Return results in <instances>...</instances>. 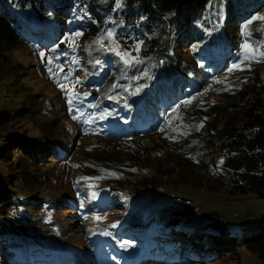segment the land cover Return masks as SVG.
<instances>
[{
    "label": "trees",
    "instance_id": "16d2710c",
    "mask_svg": "<svg viewBox=\"0 0 264 264\" xmlns=\"http://www.w3.org/2000/svg\"><path fill=\"white\" fill-rule=\"evenodd\" d=\"M216 1L123 0L119 5L116 0H0V127L5 129L15 116L33 119L40 115L41 109L44 142L63 153L57 160L62 168L58 189L45 194L46 189L39 188L35 193L31 185L42 184L45 176L37 173L41 165L38 161L42 160L29 153L37 146L49 144L34 141L42 140V134L28 138L6 130V143L0 156H6L12 149V153L19 156L9 162H19L20 167L10 185L0 188V212L3 211L0 256L3 264H23L24 261L44 264L58 260L59 256L70 255L63 244L54 240L38 242L30 238L33 235L30 225L34 222H30L31 218L51 216L57 207L68 203L74 211L73 219L106 215L117 194L132 201L138 209L135 220L141 218L142 224L134 222L130 228L121 227L123 220L112 230L106 229L109 235L95 233L96 238L89 237L88 241L95 244L86 246L82 252L77 250L85 260L100 262V250H112V243L108 241L111 237L119 246L114 261L123 264V254H129L127 251L136 241L127 243L122 238L133 240L132 229L138 225L137 230L147 235L140 239L142 243L146 242V250L151 255L158 251L155 250L158 246L170 249L157 263L174 264L185 262L186 255L200 257L204 252L195 243H187L186 251L180 250V238L171 240L176 248L173 250L169 247L170 240H166L172 235L168 233L162 237L158 234L160 228L170 230L180 226L179 212L172 210L175 188L180 184L203 185L210 192L221 189L227 197L251 192L264 198V79L250 80L243 87H240V81L232 83L221 101L199 97L206 85H215L228 72L226 64L241 59L236 49L240 41L239 26L242 28L245 20L237 22L234 16L242 11L246 19L264 8V0H223L222 28H211V32L204 33L199 25L209 28L214 23L212 15ZM38 25L40 29L36 28ZM70 27L81 33L77 42H81V51L72 46L66 54L58 55L57 60L52 59L49 63L50 59L45 58L42 62L49 68L44 65L41 75L54 82L52 89L57 96L59 92L61 94L62 98L58 97L60 112L48 116L51 104H45L42 96L38 98L27 92L20 102H14V96L21 88L16 89L15 82L7 74L18 70L9 51L19 40L29 44L40 41L35 44L36 48H41L42 42L52 45L54 41L49 43L47 37L59 36ZM109 31L114 34L112 41L105 36L103 46L95 42ZM33 37L37 38L33 40ZM174 43L189 45L188 59L179 56ZM56 45L62 48L60 51L65 48L60 42ZM115 45L133 50L137 58L133 66L126 64L114 50H109ZM158 54L163 60L153 70L165 73L166 64L171 68L169 74H165L166 78L151 82L143 65L154 61ZM171 57L177 60L172 62ZM54 64L56 69L57 65L65 66L51 74L49 69ZM82 75L85 78H81ZM126 76L144 83V86L133 85V89L141 92L136 97L135 92L130 98L125 96L129 91L126 83L122 85L123 81H128ZM216 79L220 80L217 82ZM69 84H75L76 95L71 103ZM119 92L121 94L116 95ZM10 97L13 102L8 99ZM4 103L6 106L2 108ZM131 113L134 116L131 117ZM170 113L167 133L162 135L168 145L163 142L157 149H149L147 138L161 131ZM15 141L20 144H13ZM119 141L126 143L119 144ZM20 146L26 148V157L20 156V148L15 149ZM67 168H72V172L64 176L62 172ZM52 180L56 183L57 178ZM21 181L27 195L18 190ZM168 185L174 192L166 188ZM140 187L151 193L141 194ZM89 192L96 194L88 196ZM37 198H43L47 205L21 204ZM48 205L53 206L48 208ZM28 208L32 209L29 211ZM23 216L25 218H21ZM189 216L196 224L187 229L188 233L200 234L214 250L213 258L242 246L257 253L264 261V214L256 221L241 224H232L224 218L223 222L200 219L193 214ZM211 216L214 218V212ZM145 223L149 225L147 228L142 227ZM13 228L18 229L13 235L5 232ZM51 230L58 235L59 231ZM125 231L128 234L123 235ZM28 232L30 236L26 235ZM53 245L54 249L51 248ZM103 256L100 263L109 260L108 254ZM145 261L139 260L138 264Z\"/></svg>",
    "mask_w": 264,
    "mask_h": 264
},
{
    "label": "rangeland",
    "instance_id": "374dc122",
    "mask_svg": "<svg viewBox=\"0 0 264 264\" xmlns=\"http://www.w3.org/2000/svg\"><path fill=\"white\" fill-rule=\"evenodd\" d=\"M122 2L123 0H116V4L120 5L122 4ZM258 4H260V2H258ZM224 13V1L217 0L214 7V15H212L213 19H215L214 23L210 24L209 28L203 27L201 25H199V28L202 29L204 33L209 32L211 28L218 27L219 29H221L224 23ZM244 17L245 15L242 11L234 16L237 22H242L245 20L244 26L242 28L239 26L241 30L239 37L240 41L236 49V51L241 54V59L235 60L233 63L226 64V68L229 69L232 67L233 64L239 63L241 64V69L224 73L221 80L216 79L217 82L219 80L220 81L215 85H206L199 95L200 98H207L212 101H221L223 95L228 92L227 88L232 83L237 84L240 81L239 85L240 87H243L244 85H246L245 82H248L250 80L263 81L264 56H261V53L264 52V19L255 18L264 17V8L253 12L250 16L246 17V19ZM249 21H251V23H249ZM33 25L35 26V24ZM36 28L40 29V26L38 25L36 26ZM48 32H50L51 34L52 30ZM74 33H80V31H75L72 27H70L59 36L49 35L47 37L48 42L52 43L54 41V44L45 45L42 42V44H39L41 45V48L35 47V44L39 43L40 41L31 42L29 44V42L23 43L22 40H19V42L9 51L12 60L18 64V70H13V72L10 71L7 74L15 82L16 89L18 88V86L21 88V90H19L20 93L14 96V102H20L25 93L27 92L30 94L37 95L38 98L42 96L45 99V104H51V109L49 108L50 112H48L47 114L48 116H52L53 114H57L58 112H60V103L58 97L62 98L61 94L59 92L57 96L54 89H52V87H55L54 82H49V80H47L41 75L43 69H45L44 65L46 68H49L48 64L45 63L43 65L42 62L45 58L52 60L55 59L58 55L66 54V52L69 51L72 46L75 48L78 47V49L81 51V42L77 43L81 35L74 37ZM106 33L107 32H105L104 34ZM34 38L37 37H33L31 39L35 40ZM245 41H247L255 50V54L250 55L247 60L244 59L245 52L244 49L241 47V45L244 44ZM58 42H60L61 47H63V44L65 46V48L61 51L59 49L62 48L56 45V43ZM117 45L121 46L122 44L117 43ZM174 45L177 50L176 52L179 54L180 57H182L183 59L189 58L188 56L190 55V52L187 50V46L189 45L180 44L178 46L176 43H174ZM181 46H186V48H181ZM55 47L58 49H56ZM113 49L131 54V56L129 57V59L131 60V63H128L129 66H133V64L136 62V55L130 48H119L115 45L113 46ZM179 50L186 51L180 52ZM41 52L45 53L44 57H41ZM114 52L116 53L115 50ZM159 56L160 54H158V57L154 61H149L147 64L143 65L146 68V73L148 74L150 78L149 80L151 82L161 81L162 79L166 78L165 74H169L170 72L171 67L168 64L165 65V73L153 70L154 66H156L159 61L163 60L161 57L159 58ZM39 60H41V64H39ZM176 60V57L170 58V61L172 62H175ZM55 65L56 64H54L51 68V74L54 70L58 71V69H63V67L65 66L63 64L57 65L56 69ZM51 74H49V76H51ZM81 78L85 77L82 75ZM126 79L128 81L121 80L123 81V86L126 83V86L129 87V91L125 93V96L130 98L135 92L134 97H136L137 94H140L141 92L136 89H133V85L142 84L144 86V83L138 80L137 78H134L133 76H130L129 78L126 76ZM69 89H75V84H69L67 90ZM8 92H13V90H8ZM120 94V92L116 93V95ZM8 99H11V97ZM177 104L180 105L181 102ZM7 105L13 106V103H8ZM5 106L6 104L4 103L2 105V108H4ZM19 113L22 114L23 112L19 111ZM39 113L40 115H35L33 119H30L28 117L15 116L10 121L9 126H7L5 129L0 127V152L4 149V145L6 143L4 137L6 130L16 131L17 134L19 133L24 137L28 138H34L33 135L42 134V140L35 139L34 141L49 144L47 142H44V140L46 139V135L40 123L41 120L44 118L41 109ZM170 115L171 113L166 118L167 121L166 123H164L161 131L157 132L156 134L150 135L147 138L149 149H157L161 146L163 142L168 145L167 140H164V138H162V135H165L167 133L166 127H169L168 120L170 119ZM130 116L132 117L134 115H132L131 113ZM132 131H134V128L132 129ZM125 143L126 142L124 141H119V144ZM13 144L20 143L15 141L13 142ZM100 144L104 145V143ZM106 144L108 146V143ZM18 148H20V156L26 157V155H28L24 151L26 148H23L21 146L15 147V149ZM15 156L19 155H17L16 153H12V149L7 152L6 156L3 154L0 156V158L2 159V161L0 162V188H4L5 186L10 185L12 180L17 177L16 170L20 167L19 162H9L13 160ZM29 156H33L36 159L42 160L38 161L41 162V165L38 166L37 173L43 174L45 176V182H42V184L31 185L32 190H34L35 193H38L39 188L46 189L45 194H49V192H51V189L57 190V185L60 184L62 171V168L58 164L57 160H59L63 156V153H61L56 147H54V145L49 144L45 146L35 147V149L29 153ZM69 172H72V168L64 169L62 173L64 174V176H67ZM52 178H57L56 183L54 180H52ZM23 183L24 182L21 181V185L19 184L18 190H20L23 195H27V189ZM88 186L90 187L92 186V184H89ZM166 188H169V185L166 186ZM175 189H177V193L169 188L170 191L174 192L176 197L175 207H172V210L175 212H179L178 221L180 223V226L177 228L174 227L170 229L173 230L172 232L170 230H164L163 228H160L158 234L162 237H165L168 233H170L172 235V238L166 237V240H177L180 238L182 240V244L179 247L180 250L186 251L187 246L185 245L187 243H195L200 245L204 252L200 257L186 255L184 256V258H186L185 262L179 261L174 264H264L263 259H261L257 253L247 251V249L242 246H240V248H233L232 252H229V254L216 256L215 258L217 259H215L213 258L214 255H212L214 250L211 249L210 245L203 241V239L200 237L201 235L194 231H192L191 233H188L187 231V229L192 228L193 225L196 224V222L193 221L191 216H189L190 214L199 216L200 219H205L208 221H214L218 219L223 221L224 218L229 220V222L232 224H241L256 221L259 219V217L264 214V198H261L251 192H248L243 196L227 197L224 190L222 191L220 189L210 192L203 185L191 186V184L187 183L180 184ZM138 190L141 194L144 195L151 193L147 191L144 187H140L138 188ZM93 194H96V192H89L88 196H91ZM55 195H51L50 197ZM16 197L19 196L17 195ZM43 200V198H37L34 200L23 201L21 204L26 205L25 203L31 202L32 204H36L37 207L47 205L43 202ZM113 202V207H109L110 210L105 213L106 215H93L89 218L78 217L77 219H73L72 216L74 211L70 208V204L68 203L65 206L62 205L60 207H57L55 210L56 213L51 216L45 217V215H38L34 218H31L30 222H34L30 225L31 230H33V235L30 238L38 242L54 240L57 244H63L64 249L70 253V255H66L65 259H58L62 260L63 264H96V261H89L85 259L83 261L81 258H78V251L82 252L83 249H86V246L87 248L92 247V243L88 241L89 237L95 236L96 238L97 235H95V233L109 235L106 229L112 230V225H117L116 223H121V221L123 220L124 222L121 223V227L126 226V228H130V226H132L134 222L136 224H142L141 218L135 220V218H137L138 209L134 208V204L132 201H129L128 198L124 196L122 197L120 195L115 194V199ZM48 206V208H50L53 205ZM35 208L36 207H33V209ZM31 209L32 208H28L29 211ZM2 212H0V217ZM211 212H214V218L211 216ZM96 217H99V219H96ZM102 217L108 218L104 219ZM21 218H25V216ZM148 226V223L142 225L143 228H147ZM51 228H54V230L59 231L57 236L52 233ZM137 228L138 225H136L132 229V235L134 237L133 240L126 241L124 237L122 238V240L127 243H132L136 241V243L132 244L135 246L134 248H132V258L125 255L126 260L123 264H138L139 260L142 259L147 260L149 262L145 261L140 264H162L157 263V261L151 259L150 252H148V250L144 248L146 247V242L142 243V239H140V237L146 238L147 235H143L142 233H140L142 231H138ZM17 230V228L7 229L5 232L8 235H13L14 232ZM126 234L128 233L125 231L123 235ZM26 235L30 236L29 232ZM108 241H111L112 243V250L114 252L111 251V254L115 256V252L119 251V246L111 237L108 238ZM207 242H210V240H207ZM54 247L55 246L53 245L51 248L54 249ZM150 248L153 250V246H151ZM127 253L130 254L131 252L128 250ZM155 256H157V258L164 257V255L160 252L155 253ZM100 259L103 260L102 257ZM206 259H209V261H206ZM0 264H3L1 256ZM23 264L29 263L24 262ZM48 264H57V261Z\"/></svg>",
    "mask_w": 264,
    "mask_h": 264
},
{
    "label": "snow or ice",
    "instance_id": "6c2138e0",
    "mask_svg": "<svg viewBox=\"0 0 264 264\" xmlns=\"http://www.w3.org/2000/svg\"><path fill=\"white\" fill-rule=\"evenodd\" d=\"M255 19H264V17H256ZM249 23H251V21H249ZM81 35V33H74L73 36H79ZM105 36L110 40L112 41L114 39V34L109 31L107 32L106 34L104 35H101L100 37L97 38V40L95 41L96 43H100L101 46H103L102 44V41L105 39ZM137 49L139 48V45L136 46ZM241 47L244 49V52H245V56H244V59L247 60L249 58L250 55H254L255 54V50L252 48V46L247 42L245 41L244 44L241 45ZM109 50L110 51H113L115 50L116 51V54L117 55H120L122 57V59L125 60V63L128 64V63H131V60L129 59V57L131 56L130 53H126V52H121L119 50H116V49H112L111 47H109ZM41 57H44L45 56V53L41 52L40 53ZM261 56H264V52L261 53ZM49 63H51V60L49 61ZM73 63H75V61H73ZM99 63V62H97ZM237 69H241V64L239 63H236V64H233L231 68L228 69L229 72H232L234 70H237ZM62 70V69H61ZM49 71H51V69H49ZM68 94H69V103H71V100L73 98H75V92H74V89H69L68 90ZM84 95H88V93H84ZM185 103H188V101H185ZM173 111H175V109H173ZM101 118H103V116H101ZM96 219H99V217H96ZM113 227H115V225H112ZM124 246V245H122Z\"/></svg>",
    "mask_w": 264,
    "mask_h": 264
},
{
    "label": "bare ground",
    "instance_id": "6f19581e",
    "mask_svg": "<svg viewBox=\"0 0 264 264\" xmlns=\"http://www.w3.org/2000/svg\"><path fill=\"white\" fill-rule=\"evenodd\" d=\"M171 240L172 239H170L169 247L173 248V250H176V248L174 246V242H172Z\"/></svg>",
    "mask_w": 264,
    "mask_h": 264
}]
</instances>
